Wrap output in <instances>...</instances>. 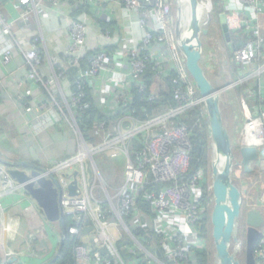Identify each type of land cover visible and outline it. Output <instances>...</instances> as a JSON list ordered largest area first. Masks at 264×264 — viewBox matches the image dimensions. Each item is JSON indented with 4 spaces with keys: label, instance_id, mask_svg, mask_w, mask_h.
<instances>
[{
    "label": "built area",
    "instance_id": "2783aa9c",
    "mask_svg": "<svg viewBox=\"0 0 264 264\" xmlns=\"http://www.w3.org/2000/svg\"><path fill=\"white\" fill-rule=\"evenodd\" d=\"M16 1L27 7L28 10L23 13L22 18L29 21L33 14L29 5L33 3L35 6L36 0ZM39 1L47 2L54 8L68 1L78 7L95 1L115 2L138 16V25L145 29V33L140 44L131 48L123 60L128 78L127 87L123 89V99L128 102L134 87L141 93L146 91L145 76L151 60L155 61L156 67L163 75H175L172 80L173 98L176 103L174 107L148 121H141L127 113L119 115L123 109L121 103L117 117L112 123L107 120L97 122V127L87 137L78 121L79 114L85 107L73 87L81 90L83 85L90 84L101 72L107 70L114 60L113 55L105 51L95 52L87 49V21L78 20L69 27V44L64 53L66 61L61 59L56 64L75 70L76 81L70 85L67 80L70 87V102L67 107L70 110L74 134L78 139V148L77 153L60 163L57 162L55 168L47 170L45 175L59 179L63 185L64 213L70 219L71 225L68 235L79 241L75 247L76 259L82 264H193L192 258L196 250H208L211 245L209 240H212V236L210 239L203 238L201 231L208 214L211 216L213 202L207 203L203 199L204 194L209 193L204 191L203 194V188L200 187L204 175H191V132L188 127L179 124L178 119L197 107H202L205 114L207 112L199 90L187 71L185 59L175 38L177 19L173 17V2ZM221 4L226 12V24L230 34L239 33L250 37L238 48L232 38L228 42L224 37L230 47L226 44L227 51L219 47L223 55V65L227 66L234 61L245 73L228 88L233 90L236 86L251 81L248 85L252 89L264 78V38L261 23L264 0H226ZM150 20H153L152 25L149 24ZM15 24L16 21H7L0 16L4 35L13 36ZM105 36L110 38L109 34ZM157 47L161 50L162 57L154 56V48ZM231 47L233 60L228 53ZM87 55L86 60L82 61ZM13 57V51L8 47L4 52L3 63L9 65ZM25 58L30 67L29 80L44 84L40 77L43 60L40 48L31 45L25 51ZM53 69L56 82L69 79V74H66L63 68ZM32 93V90H28L27 96ZM248 94L250 99L242 100L245 127L240 141L241 146L258 147L260 162L255 168V171H258L256 179L250 178L256 172L246 175L237 168L239 171L234 173L240 180L243 176L249 177V181L244 179V188H248L249 184L260 188L261 199L258 202L252 200L248 211L260 210L264 217V101L261 97L263 107L255 111L250 106L255 94L251 90H248ZM154 100V96L149 98V101ZM46 105L43 104L40 110L46 109ZM32 111V108L27 109L28 113ZM133 142L139 144L136 150H132ZM109 154L124 160L125 179L119 189H114L113 184H107L97 170L96 157H109ZM87 163L93 170V180H89ZM75 172L78 173L77 196L71 197L68 188L76 180ZM2 176L4 195L11 196L18 191H24L8 175L5 167L0 169V177ZM157 187L158 190H155ZM209 194L211 196L212 187ZM4 195L0 194V198ZM87 220L92 227L88 235L84 233ZM6 234L7 228L3 227L0 248L4 252V262L0 264H9L14 259L13 252L5 245ZM23 255L19 253L15 256L18 259L15 264L33 262L32 255ZM255 257L257 264H264V228L255 249Z\"/></svg>",
    "mask_w": 264,
    "mask_h": 264
},
{
    "label": "crops",
    "instance_id": "0c3cea01",
    "mask_svg": "<svg viewBox=\"0 0 264 264\" xmlns=\"http://www.w3.org/2000/svg\"><path fill=\"white\" fill-rule=\"evenodd\" d=\"M81 7L84 8L81 10ZM29 8L33 14L27 21L22 18L23 13L28 10L27 7H23L16 0H0V16L7 21H16L12 30L13 36L4 35L0 25V153L12 163L28 162L35 167L47 169L55 162L77 153L78 148V139L74 134L70 110L67 107L70 102L69 83L71 85L76 81V75L70 72L69 79L60 80L58 83L53 73V68L57 69L56 63L61 61L68 47L69 27L78 20L87 21L89 27L87 49L90 51L111 49L113 64L89 84L97 108L109 123L117 117L119 105L125 98L123 89L127 87L128 78L127 68L123 64L124 56L131 48L140 44L145 29L138 25V16L135 13L127 11L124 6L115 2L95 1L78 7L68 1L54 8L47 2L36 0L35 6L30 3ZM261 23L264 33V15L261 16ZM149 24L152 25L153 20H150ZM108 34L110 38L105 36ZM31 45H36L42 52L40 77L44 84L29 80L30 67L25 58V51ZM8 47L12 49L14 57L9 65H5L3 56ZM154 50L155 57H162L158 47ZM229 50H233L232 47ZM213 57L209 56V61ZM215 59L214 64L207 66L210 73H213L214 66L219 64L218 59ZM228 76H231V69L226 66L224 72L215 78L222 82L225 78L228 80ZM257 87L264 101V78L257 82L255 88ZM28 90L33 91L31 96H27ZM233 95L237 98L250 99L248 91L245 96L238 97L235 92ZM43 104H47V107L40 110ZM250 106L255 111L263 107L261 102H255L254 98ZM28 108H32L33 111L28 113ZM34 149L39 152L36 159L32 152ZM114 158L115 156L109 154L107 161L116 162L118 166L124 168L123 158ZM40 163L44 166L38 165ZM124 179L125 169L121 180ZM116 182L113 181V186ZM12 211L14 213L11 216ZM31 213L39 222L44 220L47 222L43 212L25 191L1 197L0 244L3 240V227L7 228V237L9 233L14 234L18 227H31L29 216ZM27 232L26 230L24 235ZM54 240V237L50 236L51 249L46 255L48 258L53 255ZM19 253L28 257L31 255L23 251ZM46 257L29 264H39ZM0 262H4L2 248Z\"/></svg>",
    "mask_w": 264,
    "mask_h": 264
},
{
    "label": "water",
    "instance_id": "95a60500",
    "mask_svg": "<svg viewBox=\"0 0 264 264\" xmlns=\"http://www.w3.org/2000/svg\"><path fill=\"white\" fill-rule=\"evenodd\" d=\"M140 1L143 2V0ZM188 3L191 8L189 28L183 30L181 27L180 6L175 27V38L185 59L187 71L203 99L211 130V146L214 158L211 165L213 209L210 222L214 264H242L239 254L243 251L245 254L244 264H257L255 249L262 237L264 217L260 210H251L245 214L243 194L234 183L233 174L235 169L239 168L246 175H252L260 162V152L256 146L243 145L239 149V157L236 156L231 131L223 110L225 101L222 96L229 88H217L201 65L203 56L201 37L209 35V25L212 18L209 15L206 20L201 21L199 6L202 4L200 0H188ZM220 19L221 31L229 42L231 34L226 24V16L223 14ZM215 157H218L217 162H215ZM0 164L7 169L8 175L36 203L46 220L60 225V246L62 247L68 237L71 225L67 224V216L64 213V188L59 179L45 175L46 170L34 167L28 162L16 164L6 161L2 158L1 153ZM221 164L223 165L220 168ZM77 175L78 173L75 172L76 180L68 188L71 197L77 196ZM243 222L246 226L244 242L240 239V226ZM91 230L90 221L87 220L84 233L88 235ZM232 246H234L233 250ZM60 255L61 248L57 257ZM15 262L16 259H13L9 264Z\"/></svg>",
    "mask_w": 264,
    "mask_h": 264
},
{
    "label": "trees",
    "instance_id": "16d2710c",
    "mask_svg": "<svg viewBox=\"0 0 264 264\" xmlns=\"http://www.w3.org/2000/svg\"><path fill=\"white\" fill-rule=\"evenodd\" d=\"M84 8V7H83ZM80 8L81 10L83 9ZM232 42L238 48L243 46L250 37L242 36L238 34L231 35ZM264 38V33H263ZM107 52L112 54L110 48H101L95 52ZM233 50H229V53ZM86 57L82 59L85 61ZM231 60H233V54L230 53ZM62 60L66 61V58L63 57ZM226 67V66H224ZM228 68L231 69V77L232 80L237 81L241 79L244 75V71L240 65H237L234 61H231ZM58 68H63L64 72L70 75V72L75 76V70L69 69L66 66ZM175 75L172 73L168 76L163 75L159 72V68L156 67L155 61L151 60L148 65V69L146 72L145 80L147 89L144 93L139 92L137 88H133L131 90V98L128 100H123V109L119 113L122 115L123 113H127L132 115L138 120L148 121L151 118L160 115L165 110L172 108L176 105L173 98V78ZM74 92L81 97L82 104L85 107L83 112L79 114V125L85 135L88 137L89 133L97 127V122L106 120V117L103 116L99 109L97 108L93 95L92 89L89 84L83 85V88L79 90L76 86L73 87ZM235 94L238 97L247 95V91L251 90L253 94H255L254 99L257 103L261 101V94L259 88H250L248 84H243L233 89ZM154 96V101H149V98ZM126 97H128L126 95ZM179 124L184 125L189 128L191 132V140H192V160H191V175H204V179L200 183V187L203 188L206 192V184H207V173L209 171L210 166V150H211V130L209 127V121L207 114L204 113L202 107H197L192 111L188 112L186 115L178 119ZM139 147L137 142H133L132 150H136ZM34 166V165H33ZM35 167V166H34ZM151 189V188H150ZM158 190V187L155 189ZM29 196V195H28ZM30 197V196H29ZM203 199L207 203L213 202V193H205ZM70 221L67 218V224ZM201 236L203 238H211V223H210V215L208 214L207 220H205V225L202 226ZM79 243L77 238H73L68 235L66 240L64 241L61 248V255L56 256L51 259L50 264H82L78 259H76L75 255V247ZM127 258V256H125ZM214 258V254H212L209 250L197 249L195 255L193 256V264H212V259ZM49 264V263H48Z\"/></svg>",
    "mask_w": 264,
    "mask_h": 264
},
{
    "label": "rangeland",
    "instance_id": "374dc122",
    "mask_svg": "<svg viewBox=\"0 0 264 264\" xmlns=\"http://www.w3.org/2000/svg\"><path fill=\"white\" fill-rule=\"evenodd\" d=\"M171 1L173 2V17L177 19V15H178L179 8H180L179 4H180L181 0H171ZM222 2H226V0H200V3L208 9L209 14L212 18V22L209 25V35L201 37V40L203 42V56H202V60H201V65L206 70V73H207L209 79L213 82V84L217 88L218 87L219 88L229 87V86H231L230 84H233V82H235L234 80H232L231 76H228L229 79L226 80V78H225L224 81H222V82H220L219 80H217L215 78V77L218 78V76H220V74L222 72H224V68H225L224 66L226 65V64L223 65V55L219 50V47H222V49L224 51H227L226 50V44L227 43H226V40L224 39V36L222 35V31H221V19H220V17L223 14L226 16V12L224 10V7L221 6ZM223 4H225V3H223ZM230 53L233 54L232 52H230ZM230 53H229V55H230ZM209 56H214L219 61V64L216 67L214 66V70H213V73L215 72L214 74L210 73L207 70V66L210 65L211 63L214 64L216 62V59L213 57V59L211 61H209V59H208ZM249 74H251V72ZM244 75H245V73H244ZM247 75H248V72H246V76ZM249 83H252V82L249 81V82H246L245 84H249ZM236 87H238V86H236ZM233 93H234V90L228 89L223 94L222 97L225 101V105L223 107L224 115H225L227 124L229 126V129L231 131V136H232L233 144L235 147V153H236V156L238 158L239 157V149L241 146L240 140H242V138H243L242 135L244 132V127H245V119H244L245 113H244V110L242 109V100L244 97L243 98H237V97H235V95H233ZM246 100H247V98H246ZM231 103H232V105H231ZM240 111H241V113H240ZM241 114H243V115H241ZM242 116H244V117L242 118ZM32 152H33L34 158L35 159L38 158L39 152L36 149L32 150ZM2 158H3V156H2ZM67 158L59 160L57 162L60 163L61 161L66 160ZM213 158H214V156H213V150H212V146H211L210 166H209V171L207 173V178H206L207 179L206 190L209 191V193H211V187H212L211 165H212ZM3 159L6 161H9L8 158H3ZM57 162H55L52 166L47 165L48 167L50 166V168H47L44 170L47 171L49 169L55 168V166L57 165ZM96 163L98 166L97 170L101 174V176L103 177L104 181L107 184L111 185V184H113V181L116 180L117 182L114 184V189H119L124 182V180H121V178L124 176L125 167L121 168L120 166L117 165L116 162L115 163L114 162H108L107 156H104V157L97 156L96 157ZM38 165L44 166L42 163H40ZM0 169H4V166H2L1 164H0ZM235 171L238 172L239 170L235 169ZM257 172L250 178L256 179L255 176H256ZM87 173H88L89 180H93L94 173H93V170L91 168V165L88 163H87ZM3 178H4L3 176L0 177V194H2V195H4L3 192L5 191L3 188V185H2ZM244 179L249 181V177L243 176V179L240 180V178H238L235 173L233 174L234 183L241 189L242 194H243L244 211L246 214L249 207L251 206L250 202L252 200H256L258 202L261 199L262 191L260 190V188L258 186H255L254 184H249L248 188H244L243 187ZM13 213L14 212L12 211L11 216L13 215ZM31 215L34 217L33 219H32ZM31 215H29L31 218L30 219L31 227L30 226L24 227L28 231L26 233V235H24V232L26 230L23 228V226L18 227L17 230H14V234L9 233L8 237L6 236L5 245L7 246L8 250L13 252L12 256L14 257V259H16V262L18 259L15 256L20 251L27 252V254H31L34 258V260H33V258H31L33 261H39L40 259L42 260V258L46 257L47 253L50 251L51 247H50L49 240H50V236H53L55 239L54 240L55 246L53 247V255L49 258L47 256L44 261L39 263V264H48V263L50 264L49 261L59 254L60 244H61V228H60V225L51 223L49 221L45 222V220L42 222L41 221L39 222V220H37V218L35 217V215L33 213H31ZM42 220H43V218H42ZM69 221H70V219H69ZM245 229H246V226H245V223L243 222L240 226V239L242 242H244V240H245ZM19 233H21L22 235H20ZM209 241L211 242V245H210L208 250L212 254H214V248L212 246V240H209ZM233 249H234V246H232V250ZM239 259L241 260L242 264H244V259H245L244 251L241 254H239ZM212 264H214V258L212 259Z\"/></svg>",
    "mask_w": 264,
    "mask_h": 264
},
{
    "label": "bare ground",
    "instance_id": "6f19581e",
    "mask_svg": "<svg viewBox=\"0 0 264 264\" xmlns=\"http://www.w3.org/2000/svg\"><path fill=\"white\" fill-rule=\"evenodd\" d=\"M181 6V15H180V23L183 30H187L189 28V24L191 21V8L188 3V0H181L180 1ZM199 13H200V19L201 21L206 20V18L210 15L208 9L201 5L199 6ZM218 161V157H215V162ZM223 164H221L219 167L221 168Z\"/></svg>",
    "mask_w": 264,
    "mask_h": 264
}]
</instances>
